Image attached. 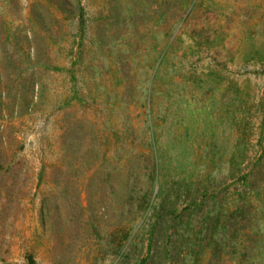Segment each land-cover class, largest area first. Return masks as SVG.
Returning a JSON list of instances; mask_svg holds the SVG:
<instances>
[{
  "label": "rangeland",
  "instance_id": "1",
  "mask_svg": "<svg viewBox=\"0 0 264 264\" xmlns=\"http://www.w3.org/2000/svg\"><path fill=\"white\" fill-rule=\"evenodd\" d=\"M0 264H264V0H0Z\"/></svg>",
  "mask_w": 264,
  "mask_h": 264
}]
</instances>
